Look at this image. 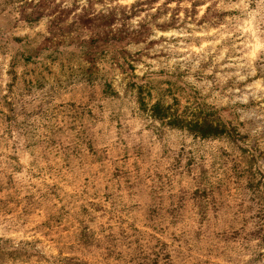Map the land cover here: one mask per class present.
I'll list each match as a JSON object with an SVG mask.
<instances>
[{
    "label": "rangeland",
    "instance_id": "1",
    "mask_svg": "<svg viewBox=\"0 0 264 264\" xmlns=\"http://www.w3.org/2000/svg\"><path fill=\"white\" fill-rule=\"evenodd\" d=\"M0 264H264V0H0Z\"/></svg>",
    "mask_w": 264,
    "mask_h": 264
},
{
    "label": "trees",
    "instance_id": "2",
    "mask_svg": "<svg viewBox=\"0 0 264 264\" xmlns=\"http://www.w3.org/2000/svg\"><path fill=\"white\" fill-rule=\"evenodd\" d=\"M161 107H159L158 103L154 104L152 106L151 112L154 117L157 118H165L164 116L161 115ZM172 121V117L170 119ZM188 130L191 132H194L197 134L199 137H208V136H215L219 134H223L225 131L223 128H225V125L223 124L221 127L219 125H213L211 121L206 120L204 123L199 124L197 121H189L188 122ZM232 131L234 129L230 128ZM228 129L231 133L232 131Z\"/></svg>",
    "mask_w": 264,
    "mask_h": 264
}]
</instances>
